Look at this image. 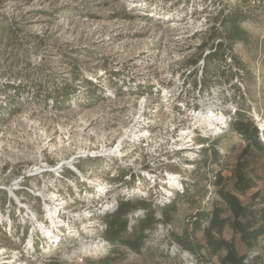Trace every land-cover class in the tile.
<instances>
[{
    "label": "rangeland",
    "instance_id": "rangeland-1",
    "mask_svg": "<svg viewBox=\"0 0 264 264\" xmlns=\"http://www.w3.org/2000/svg\"><path fill=\"white\" fill-rule=\"evenodd\" d=\"M229 12L241 20L246 42L233 43L224 30L222 21ZM219 44L221 57L209 62L205 56ZM200 61L205 86L223 92L222 106H236V116L241 113L254 127V117L264 125V0H0V251L7 250L0 255V264H220L219 256L204 247V232L193 231L197 214L219 207L225 210L223 216L231 215L220 190L235 193L253 211L264 208V149L249 146L232 128L221 138L207 140L211 152L206 150L193 173L184 174L191 181L189 190L169 203L175 202L176 210L168 221L164 206H153L155 199L129 198L133 204H151L160 220L146 232L148 248L141 255L114 245L101 233L114 212L102 213L110 206L105 202L72 207L74 222L85 232L82 241L109 242L105 251L91 255L80 248V241L70 242L68 249L53 252L52 257L24 254L26 244L8 234L10 227L4 222L11 217L15 229L22 221L14 192L41 212L44 199L37 195L45 191L49 196L52 178L58 177L51 172L30 175L37 168L64 163L63 171L72 175L69 167L87 160L86 176L98 173L104 161L80 160L76 150L85 144L87 129L96 131L90 145L98 146L103 130L116 127L120 117L137 105L139 99L131 91L134 83L166 80L169 73L175 78L187 70L194 75ZM121 84L127 86L123 94L115 93ZM258 140L264 147V136L258 135ZM240 169L255 183L245 194L233 190ZM36 186L38 190L33 189ZM116 193L127 201L119 190ZM207 225L204 221L203 227ZM184 232L193 246L203 247L195 252L184 249L176 238L186 240ZM132 234L128 231L124 238ZM223 237L246 255L245 264H264L263 237L252 248L228 227Z\"/></svg>",
    "mask_w": 264,
    "mask_h": 264
},
{
    "label": "built area",
    "instance_id": "built-area-1",
    "mask_svg": "<svg viewBox=\"0 0 264 264\" xmlns=\"http://www.w3.org/2000/svg\"><path fill=\"white\" fill-rule=\"evenodd\" d=\"M197 67L198 73L195 72L194 75L192 70H187L175 78L169 73L166 80L158 79L152 82L148 78L134 83L131 91L133 96L139 99L137 105L131 106V110L125 112L126 116L120 117L116 127L103 130L101 138L96 140L98 146L90 145L95 142L92 139L96 138L93 128L81 130H86L83 134L85 144L79 145L76 154L80 160L88 158L104 161L100 164L101 167L96 169L98 173L91 171L86 176L87 160L82 161L84 165H81L79 160L78 165L69 167L73 170L72 175L63 171L64 163L52 169L37 168L35 174L32 172L30 175L51 172L58 177L52 178L54 187H51L52 192H47L49 196L44 195L45 191L37 195L39 198L43 196L44 199L41 212L33 210L22 198H17L16 192H11L12 198L18 201V204L15 201V205L22 221L14 229L13 219L8 218L7 222L4 221L6 226L10 227L6 232L15 234L22 244H26L27 251L24 250V254L28 252L52 257L53 252L56 253L62 248L68 249L70 242L77 244L78 241L84 251L83 242L99 243L102 245L99 251H105L109 245L108 241L81 240L85 232L74 222L77 219L72 209L79 204L105 202L110 206L102 213L114 211L111 213L113 215L125 202L117 195L118 190L126 202H131L129 198H134V195H142L148 200L153 198L155 201L149 202H153L154 207H166L173 199L189 190L191 181L185 178L184 174L196 170L203 162L206 150L211 152L208 141L227 134L238 113L236 106H222L220 97L223 92L219 87L205 86L204 61H200ZM120 86L115 93L123 94L127 86ZM253 122L257 126L258 135L263 138L264 125L255 117ZM66 145L70 150L73 140L69 139ZM110 161L113 168H110ZM114 161L117 163L113 164ZM174 165L182 169L179 172L173 171L171 167ZM36 187L33 189L38 190ZM16 189L20 190L21 187ZM25 190L29 191L27 187ZM47 209H56L52 218L49 217ZM144 216V209L129 212L126 216L128 231L132 232L136 219ZM107 228L105 224L101 230L103 235ZM6 252L7 250H1L0 255Z\"/></svg>",
    "mask_w": 264,
    "mask_h": 264
},
{
    "label": "trees",
    "instance_id": "trees-1",
    "mask_svg": "<svg viewBox=\"0 0 264 264\" xmlns=\"http://www.w3.org/2000/svg\"><path fill=\"white\" fill-rule=\"evenodd\" d=\"M222 26L233 43L247 41L248 34L242 27L241 20L238 19L236 14L229 12L225 15ZM220 48V44L216 45L214 51L209 56H205V58L208 57L209 62H215L216 58L221 57L219 52ZM231 128L245 138L249 142V146L255 145L261 150L264 149L258 140L257 129L241 113L236 116L231 124ZM254 185L253 179L245 175L241 169L235 172L233 187L235 192L245 194ZM257 195L255 193L253 197L256 198ZM219 196L226 203L231 215L223 216L225 210L219 207H215L211 212H199L193 222V231L198 232L202 230L204 232L206 236V245L204 247L211 254L219 256L220 264H245L246 255H241L235 243L223 237V232L227 227L232 229L234 233L241 235L242 242L248 248H252L260 237L264 238V208L259 211H253L245 207L239 197L233 192L220 190ZM136 209H144L146 211L145 216L137 219V224L133 229V237L124 238V235L128 232V218L126 216L129 212ZM175 210V202L164 207L162 210L164 221H168L170 213ZM159 221L155 215V211L147 203L142 201L135 204L125 202L111 216L108 222V228L104 232V237L114 245L126 246L134 251L135 254L141 255L143 254V249L148 248L146 245V232L152 231ZM204 221L208 223L205 228L203 227ZM184 233L187 238L186 240L181 237H176L184 249L195 252L203 247L200 244L193 246L192 242H189V234L187 232ZM223 252L224 255H221Z\"/></svg>",
    "mask_w": 264,
    "mask_h": 264
},
{
    "label": "bare ground",
    "instance_id": "bare-ground-1",
    "mask_svg": "<svg viewBox=\"0 0 264 264\" xmlns=\"http://www.w3.org/2000/svg\"><path fill=\"white\" fill-rule=\"evenodd\" d=\"M59 141H60V143H62V140L61 139ZM171 183H174V182L171 181ZM47 211H48L49 217H51V218L56 213V209H55V211H54V209H47ZM53 222L55 223V221H53ZM82 248H84L85 251L88 254H93V252L101 250L102 249V245L99 244V243L97 244V243H86V242H83L82 243Z\"/></svg>",
    "mask_w": 264,
    "mask_h": 264
}]
</instances>
